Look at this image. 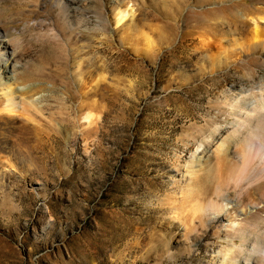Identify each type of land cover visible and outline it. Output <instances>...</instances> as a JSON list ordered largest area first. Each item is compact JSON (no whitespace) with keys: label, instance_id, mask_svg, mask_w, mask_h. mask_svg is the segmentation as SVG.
<instances>
[{"label":"rangeland","instance_id":"rangeland-1","mask_svg":"<svg viewBox=\"0 0 264 264\" xmlns=\"http://www.w3.org/2000/svg\"><path fill=\"white\" fill-rule=\"evenodd\" d=\"M262 43L264 0H0V264H221L234 204L189 206L259 135Z\"/></svg>","mask_w":264,"mask_h":264},{"label":"bare ground","instance_id":"bare-ground-1","mask_svg":"<svg viewBox=\"0 0 264 264\" xmlns=\"http://www.w3.org/2000/svg\"><path fill=\"white\" fill-rule=\"evenodd\" d=\"M114 11H117L115 23L118 26L126 18L127 10L116 8ZM254 35L257 37L256 29ZM0 54L2 55L1 51ZM18 65L17 61L13 62V69ZM13 72L17 73V70L14 69ZM0 86H3L0 92H2L5 101L4 106L0 103V122L3 123L10 118H15L13 114H16L17 105L10 97L12 92L10 85ZM246 95H249L247 100L251 103L245 106L244 110L248 111L247 114L251 118L258 121L259 135L256 137V141L236 151L233 157L225 154L221 161L217 160L220 162L210 164L216 180L215 193L220 199L226 195L227 200L220 203L211 201L206 206H201L198 203L190 206L185 205L189 206V210L194 214L204 212L212 216L220 214L225 210V207L234 204L232 211L235 216H231L228 221L229 226L224 236V239L228 241V246L220 251L221 264H264V233H261L264 232V79L258 88L250 89ZM241 100L245 99H240V105L242 104ZM22 110L25 113L16 118H22L24 122H27L29 117L26 115V109ZM92 118V115H87L83 120L92 124L94 122ZM19 138L24 139L25 137ZM23 142L21 140L22 144ZM208 158L210 161V158L214 157L211 155ZM220 165H226L227 169H221L220 167L223 166ZM231 188L234 199L228 196ZM251 217L256 219V224L247 223ZM130 234H132L131 230L127 235ZM256 249H259L258 255L253 256L252 253Z\"/></svg>","mask_w":264,"mask_h":264},{"label":"snow or ice","instance_id":"snow-or-ice-1","mask_svg":"<svg viewBox=\"0 0 264 264\" xmlns=\"http://www.w3.org/2000/svg\"><path fill=\"white\" fill-rule=\"evenodd\" d=\"M227 200L226 195L221 197V202H225Z\"/></svg>","mask_w":264,"mask_h":264}]
</instances>
